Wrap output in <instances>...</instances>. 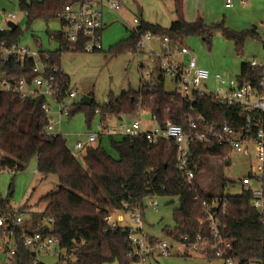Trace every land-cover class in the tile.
<instances>
[{"label":"trees","instance_id":"16d2710c","mask_svg":"<svg viewBox=\"0 0 264 264\" xmlns=\"http://www.w3.org/2000/svg\"><path fill=\"white\" fill-rule=\"evenodd\" d=\"M74 2L19 1L21 10L27 15L28 27L40 19L59 20L61 23L60 31L50 35L52 40L59 43V48L44 51L40 44L37 51L46 66L58 69L55 78L57 84L63 86L64 93L69 88L65 83L70 84V79L60 67V58L65 53H85L81 43H68L64 32L62 16ZM174 4L177 19L169 28L141 22L140 33L168 37L173 42L182 43L189 37H197L211 47L215 34L220 32L234 43L240 57L243 56L247 39L258 38L256 32L236 33L226 28L223 22L207 25L199 19L188 23L184 17V0H174ZM20 37L19 27L15 31L0 33V46H21ZM139 39V36L132 34L126 43L119 44L112 52H128L135 56L141 54L137 50ZM262 42L264 46V39ZM99 52L103 50L94 53ZM30 66L28 62L22 67L16 65L15 61H0V73L16 81L23 78L30 80L33 77ZM237 79L259 86L264 81V68L253 70L248 63H243ZM147 85V88L155 90L153 94L141 89L137 93H124L119 98L110 99L100 110H97L99 107L94 101L91 106L79 102L71 108L69 118L84 111L91 120L96 113H100L101 123L106 124L107 117L137 118L140 111L145 109L156 119L159 128H165L168 124L185 127L189 105H194L200 114L209 119L235 123L237 110L220 106L214 100L184 102L174 92L167 91L161 72L158 79H153ZM43 103V98L23 100L17 94L0 92V169H10L15 173L24 171L35 158L37 173L42 177L55 176L59 182L56 192H50L40 200L46 205L44 213L32 217L31 225L24 222L15 232V264H33L34 256L25 248L22 233L39 228L49 219L54 221L52 227L46 226L42 232L58 239L60 250L65 252L67 260H59V264H131L126 257V233L121 230L110 232L104 218L110 211L127 213L138 209L144 214V201L153 196L178 201V207L174 210L175 228L163 230L165 237L172 235V231L176 232V239L198 233V221L204 217L203 202L211 203L213 197L204 192L197 182L194 181L192 186L187 184L178 169L174 144L163 141L152 145L145 136L135 139L120 137L119 140L110 137L111 146L117 151L119 159L110 156L100 144L88 150L81 164L67 147L62 135L47 133L48 117L42 109ZM227 153L222 148L197 145L190 151L192 168L197 175L202 174L206 168L205 159L224 158ZM197 196L199 200L195 199ZM228 198L231 206L223 220V234L232 242L234 259L238 264H264V225L261 215L251 204V194L241 193ZM0 204V216L16 215L6 213L4 203ZM4 239L0 229V241Z\"/></svg>","mask_w":264,"mask_h":264},{"label":"built area","instance_id":"2783aa9c","mask_svg":"<svg viewBox=\"0 0 264 264\" xmlns=\"http://www.w3.org/2000/svg\"><path fill=\"white\" fill-rule=\"evenodd\" d=\"M124 0H75L65 10L62 20L66 40L72 45L82 44V51L94 53L103 50L102 30H103V9L121 17ZM243 4L246 1L243 0ZM227 8L232 7L231 0L227 1ZM3 25H0V33H4L8 28L9 22H14L17 15L7 12L1 13ZM122 18V17H121ZM123 19V18H122ZM7 26H6V25ZM132 34L139 36L137 50L143 56L147 53L151 65L158 64L159 71L169 77L175 84V94L184 102L193 103L197 99L214 100L220 106L237 110L235 123L231 121H219L209 119L200 114L194 105H189L186 115V126L168 124L165 128H159L155 118L151 117L153 128L145 130L141 119L122 124L119 129L111 128L108 123H101L102 135H90L86 143L79 142L75 149L84 155L93 145L98 143V138L102 136L126 137L135 139L145 136L148 143L157 145L167 141L175 145L177 149L178 169L188 185L192 186L195 182L201 186L197 175L192 168L191 148L201 145L218 147L227 150L226 157H208L207 161H218L215 164L224 166L231 164L230 156L234 153L253 154L257 164V171L250 173L241 180L242 192L251 194V204L261 215L264 225V81L254 85L250 81L232 79L229 75L215 74L203 67H200L193 57L191 51L185 43L173 42L168 37H154L142 35L139 31L141 20L136 18L132 25H128ZM159 41L160 49L155 50L152 40ZM0 61H15L16 65L24 66L30 63V80H13L0 73V92L13 93L19 95L23 100L28 98L37 100L44 99L43 111L48 117L47 133L54 135L61 134V123L66 117H70L71 108L81 102L79 93L69 87L64 93L56 82L55 75L59 72L56 67H48L42 60L37 50L28 47L0 46ZM251 69L264 68V58L262 62L255 60L248 63ZM140 63L142 84L141 90L154 93L153 88H147V84L152 82L154 74L152 67ZM147 70V72H145ZM214 78L215 85L210 84ZM213 88H216L213 90ZM148 113L142 109L140 116ZM136 118V119H137ZM204 160V161H205ZM196 169V167H195ZM219 191V190H218ZM212 195L211 203L203 202L204 217L198 221L200 226L196 235H186L176 239V232L159 240L148 234L143 213L134 209L127 213L110 211L104 218L107 229L115 233L124 231L127 244L126 257L131 260V264H154L157 259H167L173 253L178 256L187 257L186 252L192 251L205 256L210 260L221 261L224 264H238L232 255V242L224 236V219L228 214L231 202L228 197L222 198L218 193ZM225 196V195H223ZM160 197L153 196L145 199L148 206L157 210ZM197 196L195 199H198ZM129 217L132 223L131 228H123L119 222H125V216ZM53 219L45 221L43 225L30 232H23V243L27 250L34 256L33 264H41L43 256L58 257L59 260H67L65 252L60 250L58 239L49 237L42 232L46 226L53 224ZM24 224L22 215L0 216V229H2L5 239L0 241V254L4 256V264H15L16 250L14 248L15 232ZM52 227V226H51ZM67 264V262H65Z\"/></svg>","mask_w":264,"mask_h":264},{"label":"rangeland","instance_id":"374dc122","mask_svg":"<svg viewBox=\"0 0 264 264\" xmlns=\"http://www.w3.org/2000/svg\"><path fill=\"white\" fill-rule=\"evenodd\" d=\"M20 0H0V25H3L1 13L7 12L17 15L14 23L20 28V45L37 50L42 45L44 51H56L59 43L52 40L50 35L59 32L61 23L59 20H37L28 27V19L25 12L20 8ZM42 1V0H36ZM226 0H212V6L218 13L220 20L207 25L224 23L225 27L236 32H256L258 38H248L243 56H238L233 42L227 40L220 32L216 33L211 47L197 37L185 39V45L191 51L198 65L215 74L229 75L236 79L240 75L241 64L250 63L255 60L262 62L264 58V0H247L245 7L239 9V3L231 0L233 11L224 9ZM231 14V16H229ZM228 16V19H225ZM123 19H122V18ZM121 17L114 15L113 23L106 27L102 34L103 52L99 53H65L60 58V67L70 79V89L79 93V99L91 96L97 107L107 105L110 99L121 97L124 93H137L142 84L140 63H149L147 53L143 56H135L132 53L120 52L115 54L119 44L126 43L132 36L128 25L133 26L136 18L158 21L159 26L169 28L172 21H176L175 4L173 0H124ZM185 17V9H184ZM186 20V17H185ZM155 23V22H154ZM6 25V24H5ZM7 26V25H6ZM38 41V44L37 42ZM155 50L160 49L159 41L152 40ZM154 79H158L160 71L158 64L152 67ZM147 72V70L145 71ZM165 88L169 92H175V84L169 77L164 76ZM210 84L214 87L212 77ZM216 88H213V90ZM141 119L145 124V130L149 128L150 117L144 114L139 118L123 116L120 121L118 116L107 117L108 125L113 129H119L123 123L130 124ZM101 114L96 113L91 120L87 118L84 111L75 113L71 118L66 117L62 121L61 134L67 142V147L76 159L83 164L84 154L75 149L79 142L86 143L90 135H102ZM101 146L115 159L119 155L111 146L109 136H102ZM121 139L120 136L115 137ZM100 145L98 143L93 146ZM230 165L215 164L218 161H206V168L199 176L198 181L204 188V192L210 195L217 193L228 197L241 194V180L252 172L257 171L254 155L247 153H234L230 156ZM59 188L57 177H42L37 173V160L34 158L24 171L13 172L10 169H0V202L5 205L6 213L22 214L25 221L44 213L46 205L40 200L50 192H56ZM157 210L148 206L145 210V227L152 237L167 239L163 230L174 229V210L178 207L176 199L158 198ZM1 211V204H0ZM125 216V222H119L123 228H131L129 217ZM168 240V239H167ZM187 257L178 256L173 253L167 259H157L154 264H224L221 261L209 260L205 256L195 252H186ZM4 256L0 255V264H3ZM58 257L43 256L41 264H59ZM109 264H118L116 262Z\"/></svg>","mask_w":264,"mask_h":264},{"label":"crops","instance_id":"0c3cea01","mask_svg":"<svg viewBox=\"0 0 264 264\" xmlns=\"http://www.w3.org/2000/svg\"><path fill=\"white\" fill-rule=\"evenodd\" d=\"M227 1L228 0H226L225 3H224V9H225V11L231 12L234 9L233 3H232V7L227 8L226 7ZM245 1H246V4H247V0H245ZM235 2L239 3V9L245 7V5H246V4H243V0H235ZM184 9H185L186 21L188 23L196 22L199 19H202V20H204L207 23H212L214 21H218V20L221 19V18L219 19L218 13L215 12V10L213 9L212 0H184ZM103 13H104V19H103V30H102V33L104 32L106 27L110 26L113 23L114 15H116L115 13L111 12L108 9H103ZM229 16H231V14H229ZM225 19H228V16H225ZM141 22H145V21L142 19ZM173 22L174 21H172V23ZM146 23L153 24V25H159L158 21H154V20L153 21L148 20ZM141 62H143V61H141ZM146 114H148V113H146ZM148 115L150 117V121L148 122V125H149V128L152 129L153 128V124L151 122V116H150V114H148ZM119 120L122 121L123 119H119ZM123 124H125V123H123ZM61 126H62V123H61ZM143 126H144V129H145V124H143ZM60 129H61V127H60ZM151 129H148V130H151ZM101 142H102V139L100 140V144H101ZM144 221H145V215H144ZM24 222L27 225H31L32 224L31 218L28 219V221H25V219H24ZM41 260H42V258H41ZM3 264H4V260H3Z\"/></svg>","mask_w":264,"mask_h":264},{"label":"water","instance_id":"95a60500","mask_svg":"<svg viewBox=\"0 0 264 264\" xmlns=\"http://www.w3.org/2000/svg\"><path fill=\"white\" fill-rule=\"evenodd\" d=\"M8 28L11 30V31H15L18 26L14 23V22H9L8 24ZM93 98L91 96H84L82 97V103L85 105V106H91V104L93 103ZM229 165V164H227Z\"/></svg>","mask_w":264,"mask_h":264}]
</instances>
